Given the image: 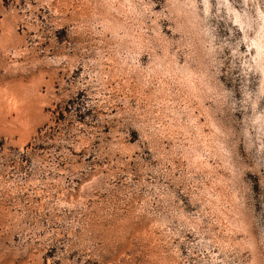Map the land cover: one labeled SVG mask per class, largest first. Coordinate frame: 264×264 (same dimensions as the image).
I'll use <instances>...</instances> for the list:
<instances>
[{
  "label": "rangeland",
  "instance_id": "1",
  "mask_svg": "<svg viewBox=\"0 0 264 264\" xmlns=\"http://www.w3.org/2000/svg\"><path fill=\"white\" fill-rule=\"evenodd\" d=\"M0 264H264V0H0Z\"/></svg>",
  "mask_w": 264,
  "mask_h": 264
}]
</instances>
